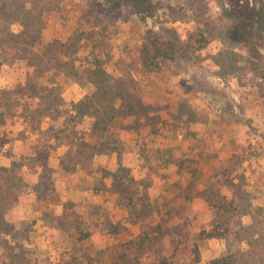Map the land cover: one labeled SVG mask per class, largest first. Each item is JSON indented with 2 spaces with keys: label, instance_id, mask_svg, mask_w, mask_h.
Returning <instances> with one entry per match:
<instances>
[{
  "label": "rangeland",
  "instance_id": "rangeland-1",
  "mask_svg": "<svg viewBox=\"0 0 264 264\" xmlns=\"http://www.w3.org/2000/svg\"><path fill=\"white\" fill-rule=\"evenodd\" d=\"M236 1L0 0V159L11 157L9 166L0 167V264H155L161 257H170V264H205L227 254L233 264H264V0L251 8L258 14L254 23L240 21ZM237 5L241 12L243 5ZM200 35L203 44L195 42ZM147 36L176 48V57L163 59L157 75L140 66L139 49ZM102 65L107 74L97 72ZM192 70L234 93L241 112L227 117L216 111L198 91L206 85ZM109 77L110 93L125 92L124 103L111 102L127 125H145L156 139L180 126L189 150L177 160L184 187L162 194L160 186L149 191L133 183L130 204L121 195L116 199L121 207L129 205L131 219L108 210L117 182L93 186L104 206L96 214L81 213L78 196L66 202L60 194L64 181L50 179L44 166L48 149L35 136L43 113H51L65 126L60 136L68 130L70 139L80 142L82 133L74 130L79 118L67 111L74 108L71 97L78 99L83 89L91 94L95 84L108 95L102 89ZM127 106L132 109L123 111ZM105 137L100 133L99 143ZM20 139L34 141L35 156L18 155L23 148L13 146ZM25 142L20 143L28 150ZM136 153L147 161L162 159L143 139ZM68 158L65 167L71 169ZM220 198L232 201L235 210L214 214L211 203ZM54 204L70 209L67 219L60 211L53 215L48 205ZM38 217L61 224L68 236L33 227ZM129 222L141 225L127 239ZM221 222L222 236L199 241L203 229ZM76 228L86 234L82 240ZM196 245L199 262L192 255Z\"/></svg>",
  "mask_w": 264,
  "mask_h": 264
},
{
  "label": "crops",
  "instance_id": "crops-1",
  "mask_svg": "<svg viewBox=\"0 0 264 264\" xmlns=\"http://www.w3.org/2000/svg\"><path fill=\"white\" fill-rule=\"evenodd\" d=\"M190 79L192 83L193 80L192 78ZM83 90L84 92H82V94L78 97V99H76L77 98L76 96L72 95L71 101H73L74 104L79 103L88 95L85 89ZM232 94L236 99L235 94L234 93ZM205 99L207 101V98ZM210 105L213 107L212 104ZM123 109H124L123 111H125V110H131L132 108L127 106L124 107ZM115 110L118 113V110L120 109L118 107L117 109L114 108V111ZM67 111L68 113L75 114L76 116L80 115L78 113L77 106L73 109L71 107V109H67ZM51 115H52L51 113H45L43 115V121L41 127H39L35 131V133L40 132L39 135H35V136H38V138L41 136L42 139L44 140V143L40 145V147H45L48 149V155L46 156L44 166L45 168L49 169L50 172L49 177L52 180V182L57 183L62 180L64 181V187L61 188L64 190L60 194L63 193L66 195L65 200L69 198L66 202H73L72 200H74V197L78 196L79 199L75 198V202L82 203L81 209L83 211H81V213L83 214L85 213L86 215H93L104 209V206L101 205L103 203L101 200L102 196L93 189V186L95 184H98L100 181H102L103 182L102 184L110 187L111 183H115V181H113V174L117 170H119V168L127 169L129 176L132 177L133 182L130 185V189H132L133 183H137V185H139L140 188L149 189V191L151 188H156L157 186L159 189L160 186L162 187L161 188L162 194L164 193L168 194L172 188L177 189V187L178 188L184 187L183 181L185 179L184 177L185 172L183 173L179 171L177 164V160L182 156H186L187 151H189L188 147H185V145L182 144L184 143L182 141L184 139L182 135L183 133L182 127L178 126L168 129L167 131H165L166 134L164 138L156 139V137L152 133V129L149 130L147 126L144 125L143 127L142 126L132 127L131 125H127L128 123H126L127 121L124 120V115L121 116L122 118H120L119 122H117L116 121L117 119L114 118L113 122L111 123L112 130L114 128L117 129L119 138L124 142V148L119 153L117 152L111 154L95 153L93 157L90 158V161L92 162L91 164L92 170L91 172L88 173L85 169L81 168V166H82V161L85 160V163L89 161L87 160V158H84V160H82V158L84 157L83 154H79V155L74 154L76 149L74 146H72L74 142L70 139L68 130L63 136H60L61 135L60 133L62 132V130L65 129V126L63 123H60V121L57 118ZM92 115L93 114H89V115L85 114V116H83L81 120H77L78 122H76V125L74 126V130L78 131L79 133H82V138L80 141H82V143L85 144L88 143L90 146L98 144L97 139L92 137V134L90 132L92 128L91 127L92 123L95 121V118ZM137 121L138 119L134 120V122ZM24 127L27 128L26 125H24ZM83 127H85L86 130H84ZM18 130L19 131L23 130V127H20ZM57 130H59V133L57 132ZM26 134L27 135L29 134L27 130H26ZM142 139L145 140L147 147L152 146L158 148L159 153L162 156V159L151 157V160L147 161L142 155H140L139 153L137 154L136 150H138V147H140L142 143ZM27 140L28 142H25ZM29 140L30 139H26L25 141H23L22 139H20L18 140L19 143L17 142L13 146V148L16 150H17L16 146L18 144L21 149L23 148V151L21 153L17 151L18 155L19 154L24 155L25 151L27 152L29 151V153H31L33 156L36 155L38 146L34 144V141L32 142L31 140L30 141ZM20 142H25L26 146H28V150L26 149L25 145ZM72 154H74V157H72ZM67 155L69 156L68 162H72L71 169L65 167ZM10 159H7V157L4 159H0V167L9 166ZM24 167L26 168V166ZM104 172H106V174H104ZM201 178L203 177H200L198 179ZM123 190H124L123 191L124 194L127 193L125 188ZM51 194H53V192L46 193L47 196ZM121 194L122 192H120V189L118 190L117 193L115 191L111 193L110 199L112 202L108 210H112V213L118 212L121 217L124 216L130 217V219L135 218V213L131 211V208L128 207L129 205L127 206L123 204L124 206L121 207L116 202ZM93 200H96V203ZM97 205H101V209ZM48 207L53 208L52 212L54 216L60 211L63 216L62 218H65L64 215L67 214L70 210L68 209V207L65 209L64 205L56 206L54 204V205H48ZM28 208H30V205L28 206ZM76 210L79 211L78 208H76ZM33 211L36 214V216H38L37 210H33ZM39 217L37 218L38 224H35L34 222L33 227L35 226L39 227L41 225L43 229H48V230L52 228L56 229V232L60 233L61 236L67 235L68 231L65 230L64 226H62L61 224L60 225L56 224L54 221L51 220L45 223ZM126 225L128 226L126 232L130 234V236L127 238L129 239L131 238V236H136L134 228L140 227L141 223H137L136 225H133L131 224V222H129V224ZM50 232L51 231H48V233ZM112 236L115 237V235Z\"/></svg>",
  "mask_w": 264,
  "mask_h": 264
},
{
  "label": "trees",
  "instance_id": "trees-1",
  "mask_svg": "<svg viewBox=\"0 0 264 264\" xmlns=\"http://www.w3.org/2000/svg\"><path fill=\"white\" fill-rule=\"evenodd\" d=\"M242 4L243 5V10L241 12L238 11V5L237 4ZM257 3L256 0H238L236 1L235 5V14L237 16H240V21L241 20H246L249 19L251 23L256 22L255 19L257 17V12L255 9H251L253 6L255 7V4ZM168 9H172L171 5L168 6ZM247 12V13H246ZM195 42L203 44L205 42V39L203 35H200L199 39H195ZM203 46V45H202ZM201 46V47H202ZM176 57V48L174 46L173 42H167L165 45L162 44V42L159 41L158 36H152V37H145L140 45L139 49V62L140 66L143 69V71L148 75H157L161 73L163 70L162 62L163 59H174ZM59 62V61H58ZM100 64L98 62L97 66ZM94 65V64H92ZM106 65V64H104ZM99 73H106V68L105 66H101L98 71ZM110 79L107 80V86L105 90L102 89V91L107 92L108 95H104L103 93H100L99 89L100 86L98 87L97 84H95L96 91H93L91 94L87 95L83 100H81L79 103L74 104V108L77 106L78 115L77 117L79 120L85 116V114H93L92 116L95 118V121L92 123V128H91V134L92 137L97 139L98 144L90 146L88 143L83 145L82 141L78 143L72 144V146L75 147L76 151L74 154L79 155L83 154L82 160L84 158H87L89 162L85 163V160L82 161V166L81 168L85 169L88 173L91 172V164L92 162L90 161V158L93 157L95 153L98 154H111L114 152L119 153L123 148H124V143L122 140L119 138L118 135H116L112 131V126L111 123L113 122L114 118L121 116V114H116V110L114 111V105L111 102L113 99H118L120 98L122 102L124 103L125 99V92L122 88L118 89L115 93H110L109 90H107V87L109 86V81L112 80L111 77ZM113 95V97L111 96ZM131 108V106H128ZM44 110L41 111H34L36 112H43ZM44 115V113H43ZM0 122L1 118H0ZM89 126V125H88ZM84 130H86L85 127H83ZM78 131L75 132V135L77 134ZM84 133V132H83ZM100 133H105L106 137L105 139L99 143L100 139L98 138V135ZM110 136V140L108 139ZM1 145H5L7 142L6 137H2L1 139ZM85 163V164H83ZM81 164V163H80ZM79 164V165H80ZM106 174V172H104ZM128 170L125 168H119L114 174H113V181L118 183L120 192H122L121 196L124 197L128 203L131 200V192L132 189H130V185L132 184V177L129 176ZM2 172L0 168V179H2ZM129 182H126L127 180ZM125 188L127 193H123V189ZM224 198L220 199H215L213 203H211V207L214 208L216 211H213L214 214L217 215V212H232L235 210V206L232 201H225L223 200ZM4 203H7L6 200H4ZM130 204V203H129ZM70 207L75 208V205L71 204L69 205ZM69 212H71L69 210ZM69 212L67 213V216H69ZM158 227V226H157ZM223 223H218L216 225L211 224L209 229H203L199 233V241H205L209 238L212 237H219L222 236L224 231H223ZM76 231L78 229L76 228ZM78 240H82L86 234H82L80 231H78ZM151 238L143 239V241H140L137 243L138 246L141 245V243H145L146 241H150ZM192 255L193 259L196 262L200 261L201 253L199 250V247L196 245L192 249ZM235 262L234 257L232 255H223L215 258H209L208 261L205 264H233ZM6 264H17L15 261H11V263H6ZM155 264H170V257H161L159 261Z\"/></svg>",
  "mask_w": 264,
  "mask_h": 264
},
{
  "label": "water",
  "instance_id": "water-1",
  "mask_svg": "<svg viewBox=\"0 0 264 264\" xmlns=\"http://www.w3.org/2000/svg\"><path fill=\"white\" fill-rule=\"evenodd\" d=\"M198 74L202 77L201 83L205 87H199L198 91L207 98L208 103L213 105V108L219 113L227 117H234L241 112L239 101L234 98V95L226 87H219L214 80V77L207 74H199L197 71L192 70L190 74ZM206 90V91H205ZM208 91H212L210 96Z\"/></svg>",
  "mask_w": 264,
  "mask_h": 264
},
{
  "label": "flooded vegetation",
  "instance_id": "flooded-vegetation-1",
  "mask_svg": "<svg viewBox=\"0 0 264 264\" xmlns=\"http://www.w3.org/2000/svg\"><path fill=\"white\" fill-rule=\"evenodd\" d=\"M206 91V90H205ZM212 91H208V93H209V95L211 96L212 95V93H211Z\"/></svg>",
  "mask_w": 264,
  "mask_h": 264
}]
</instances>
